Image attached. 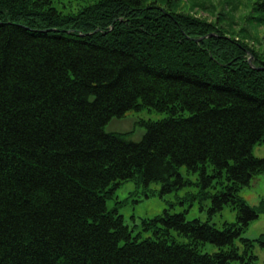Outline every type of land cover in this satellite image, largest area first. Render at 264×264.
Here are the masks:
<instances>
[{
  "label": "trees",
  "instance_id": "obj_1",
  "mask_svg": "<svg viewBox=\"0 0 264 264\" xmlns=\"http://www.w3.org/2000/svg\"><path fill=\"white\" fill-rule=\"evenodd\" d=\"M93 1L66 12L59 0H0V264H256L241 235L258 215L237 192L264 173L252 155L264 144V71L247 62L264 67V56L220 19ZM143 108L168 116L144 123L138 142L104 131ZM181 167L199 173L209 213L231 206L236 222L207 233L165 211L142 221L152 237H132L106 207L114 189L138 179L170 192L188 184Z\"/></svg>",
  "mask_w": 264,
  "mask_h": 264
},
{
  "label": "rangeland",
  "instance_id": "obj_2",
  "mask_svg": "<svg viewBox=\"0 0 264 264\" xmlns=\"http://www.w3.org/2000/svg\"><path fill=\"white\" fill-rule=\"evenodd\" d=\"M67 11L76 12L84 6L93 3V0H59ZM155 2L158 6L169 12L189 13L195 18L216 23L218 19L221 29L236 39H243L261 56H264V14L255 11L257 0H147ZM62 7V6H61ZM260 20V21H259ZM252 59V58H251ZM166 113L143 108L138 111L126 112L124 117L113 118L104 128L106 133H129V140L138 142L145 133L144 123L159 121L166 118ZM255 158H264V144L255 145L252 149ZM211 169L208 168V174ZM188 182L179 189L163 192L161 184L151 182L147 185L139 181L128 180L119 184L113 191L112 197L107 200L108 210L116 208L123 219V224L128 227L132 237L140 236L139 240L152 237L149 231H144L143 220L161 216L165 211L168 214L184 213L187 221L198 220L201 223H210L221 229L224 223L236 222V211L231 207H224L218 213H209L210 201H200L199 189L195 182L199 173H192L181 168L179 172ZM210 191V189H209ZM238 196L258 215L257 220L249 224L247 230L241 235L244 239L254 240L264 234V173L257 176L249 187L239 189ZM170 238L177 243L186 242L183 236ZM236 246H241L236 241ZM218 248L210 243L200 247V252L212 254ZM242 251V250H240ZM255 257L256 264H264V247L255 244L254 250L248 251Z\"/></svg>",
  "mask_w": 264,
  "mask_h": 264
},
{
  "label": "bare ground",
  "instance_id": "obj_3",
  "mask_svg": "<svg viewBox=\"0 0 264 264\" xmlns=\"http://www.w3.org/2000/svg\"><path fill=\"white\" fill-rule=\"evenodd\" d=\"M42 32H44V31H42ZM204 38H209V37H203V38H200L199 39V42L201 41V40H203ZM126 114V113H125ZM125 116V115H124ZM181 168H185V167H181ZM181 168H179V170H178V172H180V169ZM185 170H186V168H185ZM180 174V173H179ZM181 175V174H180ZM195 184H196V182H195ZM196 186V185H195ZM218 190H215V189H210V191H209V194H214L215 192H217ZM207 200H209L210 201V199H206V200H204V201H202V202H205V201H207ZM210 206H211V202H210ZM210 206H209V208H210ZM224 207H227L226 205L224 206ZM223 207V208H224ZM185 213V212H184ZM184 213H180V215L183 217V220L184 221H187L186 219H185V215H184ZM193 221V220H192ZM212 226H214V225H212ZM249 226V225H248ZM215 227V226H214ZM248 228V227H247ZM247 228L244 230V232L247 230ZM203 230H204V232H207V233H210L211 232V230H212V228H211V224L209 223V224H207L206 226H205V228H203ZM172 233H174V236L176 237V236H183V235H179V234H177L176 232H174V231H171L170 232V234L172 235ZM260 236V235H259ZM258 236V237H259ZM184 238H186V242H183V243H180V244H183V245H187V244H189V243H191V239L190 238H188V237H186V236H183ZM258 237L256 238L257 240H258ZM242 238V237H241ZM244 239V238H243ZM256 239H254V240H249V239H245V240H248V241H250V243L252 244V246H251V250L253 251L254 250V248H255V244H258V245H260V246H262L263 247V245L262 244H264V240H259L258 242H257V240ZM176 242V241H175ZM205 244V243H204ZM213 245V244H212ZM201 247V246H200ZM199 247V248H200ZM204 254V253H203ZM253 255H251V257H252Z\"/></svg>",
  "mask_w": 264,
  "mask_h": 264
},
{
  "label": "water",
  "instance_id": "obj_4",
  "mask_svg": "<svg viewBox=\"0 0 264 264\" xmlns=\"http://www.w3.org/2000/svg\"><path fill=\"white\" fill-rule=\"evenodd\" d=\"M212 36H213V35H208L207 37H212ZM247 62H248L249 66H250L252 69L257 70V71H264V67H255V66L253 65L251 57L248 58Z\"/></svg>",
  "mask_w": 264,
  "mask_h": 264
}]
</instances>
